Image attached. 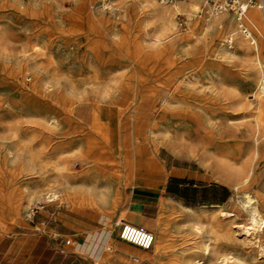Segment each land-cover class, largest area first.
<instances>
[{
  "label": "rangeland",
  "instance_id": "1",
  "mask_svg": "<svg viewBox=\"0 0 264 264\" xmlns=\"http://www.w3.org/2000/svg\"><path fill=\"white\" fill-rule=\"evenodd\" d=\"M206 10L198 16L227 13ZM155 15L141 0H0V207L9 198L0 208V264H68L53 255L72 239L56 225L118 234L120 218L150 221L152 232L156 219L166 225V252L158 259L153 245L133 249L137 264H191L203 257V241L212 256H233L224 264H264V223L241 230L250 216L241 191L257 199L264 219V126L260 135L246 123L258 108L264 115V35L255 37L259 65L257 46L238 47L243 34H193L185 44L186 12L174 15L177 34L157 44L146 27ZM178 85L185 102H168ZM192 145L247 154L249 184L236 189L218 158L191 155ZM50 158L43 169L40 159ZM113 211L107 224L92 216ZM194 211L221 226L193 234L186 216Z\"/></svg>",
  "mask_w": 264,
  "mask_h": 264
},
{
  "label": "bare ground",
  "instance_id": "2",
  "mask_svg": "<svg viewBox=\"0 0 264 264\" xmlns=\"http://www.w3.org/2000/svg\"><path fill=\"white\" fill-rule=\"evenodd\" d=\"M20 1H22V0H20ZM141 1L143 3L149 5V6L153 7V9L158 14L157 16L155 15L156 20H154V21L149 20L146 23V27L148 25H151V23H152V27L150 28L149 31H147V33L148 34H154V39H155V42L157 44L163 43L164 40L162 37L165 36L166 34H177V32L175 30L176 24L174 21V15L178 12H186L187 17H188V26L186 29V35H184L185 44L189 45L193 41H195L193 34L203 35L204 38L206 39L209 34L210 35L211 34H220L222 31L227 30L230 34H243L241 37L240 36L238 37V44L237 45L239 48L245 50V49H248L250 47V45L253 47L257 46L259 55L255 59L258 60L259 65H261L263 63L261 60V56H260L259 45L257 43V40L255 39V37H256V38H258V40H261L262 36L264 35V8H262L261 6H259L257 4L247 6V9H246L244 16H239L238 13L233 11L235 13L234 14V13H231V11L227 10V13L221 15L220 17H216V16L208 17V15H205L202 18V17L198 16V12H200L201 10H204V9L206 10V6H208L207 3L203 2L202 0L184 1L186 3H182V1L181 2L175 1V3H173V5L171 7L160 6L158 4V2H160V3L162 2L160 0H141ZM126 2H127V0H126ZM162 3H164V2H162ZM208 8H209V10H206V13L211 14L210 16H213V14H215L216 12L214 13V11L212 9H210V7H208ZM90 11H88V13L90 14V18L92 19V21L101 23L102 19H100L98 16L95 17L93 14H91ZM252 34H254V36ZM209 43H211V42H209ZM36 45H37V43H36ZM36 45L33 46V49L39 48ZM220 48H221L220 51L222 52V56H223V53L227 54L228 50L225 47H220ZM130 60H132V59H130ZM260 77H261V75H260ZM190 79H191L190 76H186L185 78H183V81L191 82ZM35 81H36V79H35ZM261 81L262 82L260 83V88L261 87L264 88V76H263ZM39 86H41V85H39ZM37 87H38V85H37ZM181 92H182L181 86L178 85L177 88H175L174 91L171 92V94L169 95L168 102H174V101L175 102L176 101L177 102H185L184 98H182V96H181ZM45 95L47 96V94H45ZM260 95H262V94H260ZM255 96H256V93H255ZM242 102H246L251 107V103H250L251 101L249 102V101H247V99L244 98ZM168 111H169V108L165 109L164 114H166ZM248 116H251V117L249 118L250 120L246 123L252 127L253 132H260V130L264 126V115L262 113V110L260 108H258V109H256V111L254 113H252L251 115H248ZM51 119H53V118H51ZM239 119L240 118H238V119L231 118V119H229L230 120L229 123L233 124V123H235L236 120H239ZM241 119H243V118H241ZM236 122H238V121H236ZM52 127H54V126H52ZM260 135H261V132H260ZM107 142L110 145L109 140H107ZM195 151H200L202 156H207L208 158L216 156L218 158L219 168L224 173V177L226 179H228L229 181H231V183H233V185L236 189L242 190L243 187H245L249 184L250 179H251L250 178V174H251L250 168L251 167L249 168V166L247 164V161H248L247 154L242 153L240 150L236 151L235 155H232V156L229 154L223 153V152H219V151L212 152L213 153L212 154L211 150L205 146L200 147V146L192 145L189 147V154L193 155V153ZM116 152L118 153V155L121 154L119 151H116ZM50 160H51V158L50 159H40L41 164H39V165H42V168L45 169L47 166L50 165ZM240 160H242L243 163L241 165H238ZM116 163L118 165L121 164L120 162H117V160H116ZM45 170H47V169H45ZM135 174H134V171L132 169H130V171L126 174V178L133 180L135 178ZM137 183L139 184L141 182L135 181L134 184H137ZM241 192L243 194V197H245V199H246L245 200V206L248 209L249 214H250L249 226L246 227L245 225H242L241 230H242L243 234H248L249 233L248 229H250V228L259 229L261 226H263L264 219L261 216L260 210L257 206V203H256L257 199L254 196H252L248 191H241ZM47 198L52 200L53 194H50V195L48 194ZM8 200H9V198L5 199V197H4V201L2 202V205L0 208H2L3 210H6L9 206ZM113 213H115V211L109 212V216H112ZM227 214L231 215L232 213L228 212ZM123 216L124 215H121V217H123ZM186 218H187V221L191 222V228H192L191 231L193 232V234H195L197 236H200L199 234H202L203 228L206 227L208 223H211V227H209L210 232H214L218 227L221 226L220 224L218 225V227L213 225L214 221H216V216L213 214L208 215V214H205L203 212L194 211L193 213L187 214ZM130 220L133 221L134 223L143 224V226H146V224L143 223L142 220H139V219H130ZM117 222H118V220H117ZM239 227H240V225H239ZM152 230H153V233H155L154 234V236H155L154 242H153L154 251L157 254L158 259H160L161 255L164 252H166V249H167L168 231H167L166 225L163 224L162 222H160V220H158V219L155 220L154 228ZM231 232H232V230L230 227L226 228V234L229 235ZM198 244H199V242H198ZM197 247L201 248V250L203 252V257L201 256V257L193 258L191 264H221V263L224 264V263L231 262L233 260V256H231L230 254L229 255L224 254L221 256L219 255L220 257H218V258L214 254L216 258L213 257L214 255L212 256L213 252L211 250L212 244L208 241L200 242V244L197 245ZM149 259H152V256ZM190 261L191 260L183 261L182 264H190Z\"/></svg>",
  "mask_w": 264,
  "mask_h": 264
},
{
  "label": "crops",
  "instance_id": "3",
  "mask_svg": "<svg viewBox=\"0 0 264 264\" xmlns=\"http://www.w3.org/2000/svg\"><path fill=\"white\" fill-rule=\"evenodd\" d=\"M93 218L110 223L112 220L109 213L105 212L98 215H92ZM146 227H150V221H145ZM64 225V230L59 225L55 226L58 232L65 236H70L72 239H61L59 246H53V255L56 252L68 257V264H137L133 260V256L129 257V251L133 249L141 250L140 247L122 240L116 232L101 229L99 231L90 232L88 235L78 234L80 224L68 223ZM59 226V227H58ZM94 240L101 241L100 244L91 246ZM54 242V240L52 241ZM109 244H112L109 246ZM94 247V248H93ZM104 262V263H103Z\"/></svg>",
  "mask_w": 264,
  "mask_h": 264
},
{
  "label": "built area",
  "instance_id": "4",
  "mask_svg": "<svg viewBox=\"0 0 264 264\" xmlns=\"http://www.w3.org/2000/svg\"><path fill=\"white\" fill-rule=\"evenodd\" d=\"M164 3H174L178 0H160ZM189 1V0H183ZM216 13L231 10L238 13L239 16H244L247 6L259 5L264 8V0H202ZM119 226V237L129 243H132L142 249H149L154 242V233L141 224H137L124 218H120L117 222ZM139 258L133 256V260Z\"/></svg>",
  "mask_w": 264,
  "mask_h": 264
}]
</instances>
